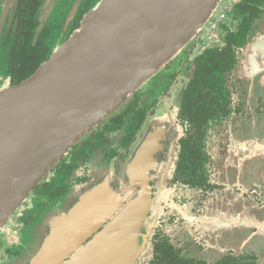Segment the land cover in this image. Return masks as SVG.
<instances>
[{"label": "flooded vegetation", "instance_id": "af4514ba", "mask_svg": "<svg viewBox=\"0 0 264 264\" xmlns=\"http://www.w3.org/2000/svg\"><path fill=\"white\" fill-rule=\"evenodd\" d=\"M5 1L0 86L15 85L12 53L24 16L29 53L44 55L35 72L97 0H79L65 32L62 20L75 0H52L46 19L43 0L34 11L21 10L22 0L14 9ZM215 12L194 41L39 180L0 233V264H32L64 217L100 186L119 202L93 234L135 207L128 264H264V228L256 226L264 227V148L251 146L264 140V69L251 66L264 38V0H222Z\"/></svg>", "mask_w": 264, "mask_h": 264}, {"label": "water", "instance_id": "95a60500", "mask_svg": "<svg viewBox=\"0 0 264 264\" xmlns=\"http://www.w3.org/2000/svg\"><path fill=\"white\" fill-rule=\"evenodd\" d=\"M220 1L98 0L32 75L0 86V232L71 146L194 41ZM78 7L75 0L62 31ZM51 9L52 0H43L41 17ZM251 66L264 69V38L252 49ZM251 146L263 149L264 140ZM118 202L106 186L82 198L32 264H128L135 207L93 234Z\"/></svg>", "mask_w": 264, "mask_h": 264}, {"label": "trees", "instance_id": "16d2710c", "mask_svg": "<svg viewBox=\"0 0 264 264\" xmlns=\"http://www.w3.org/2000/svg\"><path fill=\"white\" fill-rule=\"evenodd\" d=\"M36 4V0H22L20 7L23 11H25L27 7L31 8L34 11ZM30 26L31 22L24 16L23 20L21 19L20 22L19 41L14 47L12 53V84H17L32 75L35 68L38 66L39 60L44 57V55L41 54L37 58H35L36 53L30 54L27 49V37L30 33ZM29 54L30 59L28 58Z\"/></svg>", "mask_w": 264, "mask_h": 264}, {"label": "rangeland", "instance_id": "374dc122", "mask_svg": "<svg viewBox=\"0 0 264 264\" xmlns=\"http://www.w3.org/2000/svg\"><path fill=\"white\" fill-rule=\"evenodd\" d=\"M98 1V0H97ZM96 1V2H97ZM222 3V0L219 2V4H221ZM219 4H218V6H219ZM218 6H217V8H218ZM216 8V9H217ZM216 9H215V11H216ZM214 11V13L212 14V15H214L216 12ZM62 23H63V20H62ZM204 27H206V24H205V26ZM177 55H179V54H177ZM171 61V60H170ZM162 70V69H161ZM3 77H4V74H3V72H2V68H0V81H3ZM153 77V76H152ZM151 77V78H152ZM30 198H31V192L29 193V195H28V197L26 198V200L25 201H29L30 200ZM24 201V202H25ZM23 202V203H24ZM23 205V204H22ZM22 207V206H21ZM20 207V208H21ZM19 210L20 209H18V210H16V212H15V214L14 215H12L11 217H10V219L8 220V222H7V224H9L10 222H11V220H13L14 218H15V215L19 212ZM26 216L28 215V213L27 214H25ZM25 217V216H24ZM23 218V216L21 217L20 216V218H19V220L20 219H22ZM7 224H6V226H5V228H7ZM19 229H21V226L19 227ZM5 230V229H4ZM1 233V232H0ZM28 237V235L25 233V231H24V239H26Z\"/></svg>", "mask_w": 264, "mask_h": 264}]
</instances>
